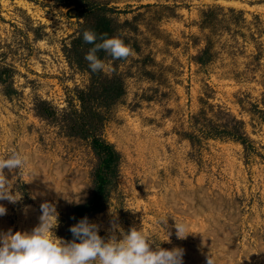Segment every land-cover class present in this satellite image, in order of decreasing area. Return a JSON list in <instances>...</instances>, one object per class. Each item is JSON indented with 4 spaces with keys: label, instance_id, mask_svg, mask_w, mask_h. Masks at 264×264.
I'll use <instances>...</instances> for the list:
<instances>
[{
    "label": "rangeland",
    "instance_id": "obj_1",
    "mask_svg": "<svg viewBox=\"0 0 264 264\" xmlns=\"http://www.w3.org/2000/svg\"><path fill=\"white\" fill-rule=\"evenodd\" d=\"M74 1L0 0V65L16 89L7 95L0 82V157L16 151L28 160L20 171L4 169L18 200H0V233H30L49 203L58 221L52 231L67 241L65 217L91 191L87 139L33 110L40 97L59 111L88 81L67 50L83 20ZM93 1L132 55L102 58V74L118 75L123 86L101 131L119 160L89 222L105 240L110 229L122 239L115 226L141 229L153 250L183 249V264H264V0ZM206 40L211 54L199 62ZM200 108L240 120L250 151L227 137L190 142L184 133ZM176 223L186 226L185 238Z\"/></svg>",
    "mask_w": 264,
    "mask_h": 264
},
{
    "label": "trees",
    "instance_id": "obj_2",
    "mask_svg": "<svg viewBox=\"0 0 264 264\" xmlns=\"http://www.w3.org/2000/svg\"><path fill=\"white\" fill-rule=\"evenodd\" d=\"M76 12L82 16L83 20L79 24L77 33L70 41L67 50H71V60L75 65L88 73V81L84 87L75 89L73 95L76 102L66 99V105L59 111L44 98L35 97L33 100V110L41 118H56L63 130L68 134H73L88 141L90 149L95 157V162L91 171V191L81 202L74 203L64 220V232L62 236L71 242L73 239L69 228L78 223L84 217L100 210L106 200L108 188L113 183L117 175L119 154L114 146L102 136V126L104 121V110L110 106L123 92L121 78L112 74L110 76L102 72H92L85 60V55L94 45L85 43L83 32L85 30L94 31L99 37L107 34L108 38L119 37L127 45L125 37L112 34V26L109 16L102 11L103 5L93 0H75ZM211 14V9L202 10V19ZM99 39L97 43H99ZM209 44L205 45L197 54V61L203 62L210 56ZM107 55L104 51L97 53L98 58ZM112 58L111 56H109ZM8 66L0 65V82L3 93L10 95L16 91L12 82L6 80ZM205 108H200L193 116L194 130L184 134L190 142L199 141L200 137H227L241 143L245 153L250 151L251 143L241 130V121L230 116L219 119V110L211 112V116L206 114ZM264 113V112H263ZM216 116V117H213ZM78 242V241H77Z\"/></svg>",
    "mask_w": 264,
    "mask_h": 264
},
{
    "label": "clouds",
    "instance_id": "obj_3",
    "mask_svg": "<svg viewBox=\"0 0 264 264\" xmlns=\"http://www.w3.org/2000/svg\"><path fill=\"white\" fill-rule=\"evenodd\" d=\"M83 40L94 45L85 55L94 73L106 69L105 63L97 56L100 51L114 60H126L132 55V49L119 37L108 38L107 34L98 37L94 31L85 30ZM27 164V158L16 151L6 158L0 157V200H18L12 192V180L7 179L4 169L20 171ZM41 211L40 224L30 233H13L11 230L0 233V264H183V249L168 250L157 246L153 250L149 237L135 227L125 233L115 226L122 239H118L115 231L110 229L112 234L105 240L99 235V225L89 222L87 217L69 228L73 239L71 242L65 241L57 238L52 231L58 222L54 206L44 203ZM5 214L6 208L0 205V216ZM175 227L178 238L183 239L188 235L184 224L176 223ZM208 264H214L213 260L208 258Z\"/></svg>",
    "mask_w": 264,
    "mask_h": 264
}]
</instances>
